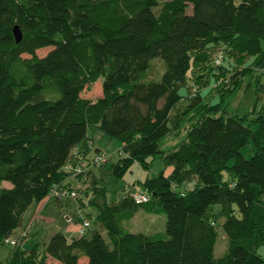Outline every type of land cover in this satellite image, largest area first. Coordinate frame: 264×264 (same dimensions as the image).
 Wrapping results in <instances>:
<instances>
[{"label":"trees","instance_id":"trees-1","mask_svg":"<svg viewBox=\"0 0 264 264\" xmlns=\"http://www.w3.org/2000/svg\"><path fill=\"white\" fill-rule=\"evenodd\" d=\"M263 41L264 0H0V185H12L0 190V245L55 185L78 194L57 204L95 212L85 236L58 232L42 249L24 250L29 234L0 264H264L263 112L252 128L246 116L226 115L200 92L180 94L189 74L204 69L225 102L260 68ZM43 49L51 50L41 57ZM155 60L165 72L153 79ZM225 65L236 68L230 77ZM101 80L100 98H82ZM186 123L185 139L173 151L162 149L160 142ZM91 128L122 143L125 157L107 173L116 181L134 164L149 170L158 155L164 168L172 167L169 176L161 170L139 182L151 194L148 204H136L130 193L108 201L94 174L103 182L108 160L76 177L87 178L86 188L65 183L69 165L92 161ZM250 140L256 153L247 160L240 150ZM214 205L221 206L228 238L218 259V224L207 217ZM140 210L164 214L166 235L131 233L125 223Z\"/></svg>","mask_w":264,"mask_h":264},{"label":"rangeland","instance_id":"rangeland-1","mask_svg":"<svg viewBox=\"0 0 264 264\" xmlns=\"http://www.w3.org/2000/svg\"><path fill=\"white\" fill-rule=\"evenodd\" d=\"M165 0H161V3ZM159 8H155V11H158ZM263 48H264V41H263ZM51 49H43L38 51V55L43 57L45 56ZM218 49H216L213 52L212 58L214 60V57L219 53L217 52ZM263 62V63H262ZM260 64V68L255 69L248 77L245 79L242 84V86L239 87L236 91H234L229 98L225 102H223L221 94L218 91L214 90L215 86V80L214 78L207 79L206 75L203 76V74L206 72L204 69L202 71H195V74L190 73L189 76L193 77L189 80L188 88H184L180 91V94L183 97L188 96L189 88H190V95H194L195 93L200 92L203 97H205L206 102L211 103L212 105L216 104H222L224 110L223 112L226 115H240V116H246L248 123L251 124L252 128H255L256 125L253 123V120L259 116L261 112H263L264 115V69H261L264 67V61H262ZM252 63V60H249L246 64V66H249ZM234 65L233 63H230V65ZM228 69H230L229 77L234 74V71H236L234 67L229 65H225ZM238 69V68H237ZM165 72V64L163 61L155 60L153 62L152 69L150 71V77L155 79L159 77H162L163 73ZM200 78L197 82L194 79L195 76H199ZM207 81L209 84H207ZM218 82H223L222 80H219ZM220 83V84H221ZM229 83H231L229 79ZM228 83V84H229ZM226 84V85H228ZM103 94L102 91V80L95 83L91 87H89L87 90H85L82 93V98L89 99L91 101H96L98 98H100ZM223 102V103H222ZM184 111V106H181L179 112L182 113ZM189 127V124H184V127L182 126L179 132L178 129L175 130V132L171 135L166 136L161 142V148L164 150H167L168 152L173 151V148L178 145L180 142H182L187 133V129ZM90 135L93 136L94 139V145L92 147V155L89 156V158L93 159V156L96 155L97 151H100L102 154H105L108 159L107 164V172L104 176V181L102 182V175L98 170L96 169V175L97 178L100 179L101 185L107 190V197L108 201L110 202H118L121 199H123L128 193H134L137 190H139V180H146V178L154 177L158 175V173L162 170L166 176H169L172 174V167H166L164 168L162 159L160 155H158L153 164L150 166L149 170H145L142 166L138 164H134V167L132 168V171L128 172L125 181H116L112 176L109 174V169L113 164H116L121 158L125 157V154H120V151L122 149V143L118 139L111 138L109 136H106L102 131L91 128L89 131ZM97 150V151H96ZM241 155L249 160L251 159L255 153H256V146L252 140L249 141V143L244 146L240 150ZM88 158V160H89ZM235 160L232 159L229 162V166H232L234 164ZM141 167V169L138 166ZM225 178H228V175L225 174ZM86 179V178H82ZM76 180L74 182L73 187L75 188H81L84 186L83 181ZM7 183V182H5ZM130 183V184H129ZM9 184V183H8ZM81 186V187H80ZM2 188L0 187V190ZM81 201L85 204L88 203L87 196L83 193L80 194ZM45 204V205H44ZM39 209L41 211L39 212ZM73 211V217L72 214L70 215L72 217V222L67 228L64 229L65 226L68 224L66 223L65 215H67L68 211H63L62 207H59L56 199L50 195L47 197L42 203L34 202L31 207L27 210V212L23 216L22 220V227L18 228L13 234H12V240H21L23 230L25 228H29V234L30 237L26 239L24 242H22V247L24 250H31L35 247H38L42 249L44 247V243H46L49 239V237L58 232H62L65 234L68 238H70L71 233L75 232L76 230L80 229L82 226V223L86 217H88L89 214L95 215V212L90 206H87L82 212L77 213L75 209H72ZM37 212H39L37 214ZM221 206L220 205H214L209 208L207 211V217L211 221H216L217 226V232H218V240L215 245L214 250V256L215 258H221L228 249V238L226 234L224 233L222 229V223L223 219L221 218ZM75 215V217H74ZM126 228L131 233H145L148 235L161 233L166 235V226H167V218L164 214H150L145 212L144 210H140L135 217L125 223ZM17 241V242H19ZM12 251V248L9 246L0 245V256H2L0 259H4L5 255L10 254ZM259 255L264 256V246H262L258 250ZM85 260H82L80 264H83ZM49 264H57L55 261L49 259Z\"/></svg>","mask_w":264,"mask_h":264},{"label":"built area","instance_id":"built-area-1","mask_svg":"<svg viewBox=\"0 0 264 264\" xmlns=\"http://www.w3.org/2000/svg\"><path fill=\"white\" fill-rule=\"evenodd\" d=\"M223 56H219L216 59V64L220 65L222 62ZM109 158L105 155L102 154L100 151L97 152V154L93 157L91 163H89V161L83 159L82 157L77 161V163L75 164H71L69 165L66 170L68 172H70L69 174L76 178L79 175H82L84 173H86L90 167H97L100 166L102 164H105L107 162ZM92 165V166H90ZM133 201L138 204V205H144V204H148L151 200V194H149L148 192H144V191H136L134 193H130ZM50 195H52L55 199H60V200H68V199H73L76 200V198L78 197V194L75 190H70L68 188L65 187V184L63 185H55L52 190ZM91 227V222L88 219H84L82 226L80 227L78 234L79 236H85L87 234V232L89 231ZM29 237V228H25L23 230L22 233V237L23 238H28ZM21 243V242H20ZM19 242L12 240V239H6L5 240V244L9 247H17L19 244Z\"/></svg>","mask_w":264,"mask_h":264},{"label":"crops","instance_id":"crops-1","mask_svg":"<svg viewBox=\"0 0 264 264\" xmlns=\"http://www.w3.org/2000/svg\"><path fill=\"white\" fill-rule=\"evenodd\" d=\"M261 69H264V67H262ZM89 137H90V139H92V142H93V145H94V139H93V136H91L90 135V132H89ZM97 151V150H96ZM90 155H92V152H91V154L89 153V155L88 156H90ZM138 166V165H137ZM134 167V165L132 166V168ZM140 169H141V167L140 166H138ZM132 168H131V170L130 171H132ZM96 169H94V174L96 175L97 173H96V171H95ZM129 171V172H130ZM93 174V175H94ZM127 175V174H126ZM126 175H125V177H126ZM125 177L123 178V180L121 181V182H123V181H125ZM149 177V176H148ZM82 178H78V179H76V178H74V177H72V176H68L67 178H66V180H65V183L66 184H71L72 186L74 185V182L76 181V180H81ZM147 179V178H146ZM82 181H83V184H84V186H82V188H86V186H88L87 185V178L86 179H82ZM139 182H144V180H139ZM130 184V183H129ZM194 186V183H191V184H189V185H187V188H192ZM0 187L1 188H6V189H10L11 187H12V185L9 183L8 184V182L7 183H5V182H3L1 185H0ZM81 187V186H80ZM43 202V201H42ZM42 202H40V203H42ZM57 202V201H56ZM45 205V204H44ZM58 206L59 207H62V210L63 211H68L67 212V215H65V218H66V223L68 224L67 226H65L64 227V229L66 228V229H68L67 227L71 224V223H73L72 222V217H73V211H71L72 209H75L76 210V205H75V203L74 202H69L68 203V201L67 202H62V203H58ZM41 211V209H39V212ZM77 211V210H76ZM39 212H37V214L39 213ZM146 212V211H145ZM78 213V212H77ZM148 213V212H147ZM72 214V217L70 216ZM150 214H152V213H150ZM74 217H75V215H74ZM85 219H88L87 217L85 218ZM78 231H79V229L78 230H76L75 232H72L71 233V236H70V238L69 239H71V238H78V237H80L79 236V234H78ZM10 255H11V253L10 254H7V255H5V256H3V257H5L4 259H0V261H5V260H7L9 257H10ZM2 256H0V258H1Z\"/></svg>","mask_w":264,"mask_h":264},{"label":"water","instance_id":"water-1","mask_svg":"<svg viewBox=\"0 0 264 264\" xmlns=\"http://www.w3.org/2000/svg\"><path fill=\"white\" fill-rule=\"evenodd\" d=\"M14 34H15L17 43H20L22 41L23 35L19 27H15Z\"/></svg>","mask_w":264,"mask_h":264}]
</instances>
